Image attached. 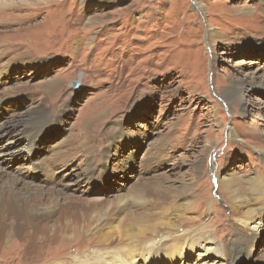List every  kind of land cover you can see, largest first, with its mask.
<instances>
[{
  "label": "rangeland",
  "instance_id": "1",
  "mask_svg": "<svg viewBox=\"0 0 264 264\" xmlns=\"http://www.w3.org/2000/svg\"><path fill=\"white\" fill-rule=\"evenodd\" d=\"M260 78L264 0H0V129L42 116L0 139L19 151L3 178L25 183L4 186L0 264H68L147 222L203 221L226 253L263 262L264 224L250 235L217 188L221 169L241 189L264 177ZM241 84L228 106L219 90Z\"/></svg>",
  "mask_w": 264,
  "mask_h": 264
},
{
  "label": "bare ground",
  "instance_id": "2",
  "mask_svg": "<svg viewBox=\"0 0 264 264\" xmlns=\"http://www.w3.org/2000/svg\"><path fill=\"white\" fill-rule=\"evenodd\" d=\"M255 83L264 86V78H260ZM245 86L246 84H241L238 87H233L232 90L227 88L220 89L219 95L227 101L228 106L234 103L238 104L239 92ZM41 119L42 116L37 111H32L15 119L13 118V120L0 129V139L5 136L15 138L18 132L23 134L25 131L33 135V133H35L34 131L39 128ZM227 136L229 139L232 137L231 133L229 135L227 134ZM12 142L13 140L7 139L4 144L0 145V164L6 161V158L12 159L19 153L18 150L11 148ZM211 145L212 144L209 145L208 149ZM260 150L264 156V147L259 148V151ZM208 152L206 153L205 163ZM16 159L22 160L24 158L17 156ZM173 169V166H168L165 171H172ZM3 170L4 168L0 166V232L6 224L4 218L16 208L15 192L11 189H5L4 186L10 185V183L12 185H19L24 182L23 178H18L19 176L13 178L12 181L5 180L3 178ZM223 172L225 173V170L221 169L218 174L217 188L221 191L225 204L232 209V214L236 215V222L243 224L250 235L258 233L260 231L259 227L264 224V177L258 174L251 177L247 181L248 186L242 187L241 189L240 187L234 186L235 182H233L231 176L222 177L221 175ZM14 176L15 175H13V177ZM86 176H88V174ZM48 189H42V191L52 192ZM183 202V207H177L179 211H181L182 208L184 209L185 205L189 204L187 198H185ZM13 213L14 212H12V214ZM13 219H15V216ZM157 223L158 222L145 223L143 227L139 229L140 233L137 235L139 241L135 239V243L129 244L126 248L120 247L118 249H109L106 251L94 250L84 255L74 256L67 262L68 264H264V261L259 262L255 257L245 255V253L241 251L242 248L236 250V247H232L231 252L226 253L223 244H220L216 240L217 231L215 229H208L213 223L208 224V222L203 221L191 229H186L181 224H174L173 226L169 224L167 230L164 232L161 231V227L158 226ZM173 227H175V232L173 231ZM14 228L15 231L18 228V224H16L15 221L13 223V229ZM1 241L3 242V239ZM49 264L59 263L53 261Z\"/></svg>",
  "mask_w": 264,
  "mask_h": 264
}]
</instances>
